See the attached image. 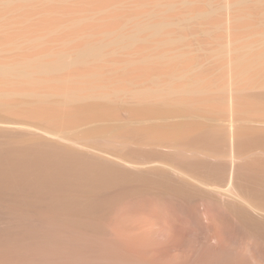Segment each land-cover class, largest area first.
<instances>
[{
	"label": "rangeland",
	"instance_id": "374dc122",
	"mask_svg": "<svg viewBox=\"0 0 264 264\" xmlns=\"http://www.w3.org/2000/svg\"><path fill=\"white\" fill-rule=\"evenodd\" d=\"M263 59L264 0H0V148L144 175L107 184L72 228L40 202L28 242L1 212L0 239L17 241H0V264H264L262 239L229 211L264 221L248 186L264 183Z\"/></svg>",
	"mask_w": 264,
	"mask_h": 264
},
{
	"label": "bare ground",
	"instance_id": "6f19581e",
	"mask_svg": "<svg viewBox=\"0 0 264 264\" xmlns=\"http://www.w3.org/2000/svg\"><path fill=\"white\" fill-rule=\"evenodd\" d=\"M251 52L253 53V50ZM257 52L258 53L256 55L259 54V51H257ZM245 55L246 54H244V56ZM248 56H249V54H248ZM251 56H252V54H251ZM251 56H250V58H251ZM261 56H262V54H261ZM261 56H259V58H258L259 60H260ZM246 58L248 59L249 57H246ZM239 60H240V62L245 63L247 66V61L243 62V60H241L240 57H239ZM255 60H256V58H255ZM255 60L253 58L250 59L249 64H253L252 62L257 63L259 61V60L258 61H255ZM248 61H249V59H248ZM261 61L262 60H260V62ZM237 62L238 61H236V64H237ZM260 62H259V64H260ZM61 64H58V65L60 66ZM238 64H241V63L238 62ZM25 65H27V63H25ZM37 65H38L37 69L42 68V70L45 71V66H40L39 64H37ZM47 65H46V67H47ZM53 65H54V63H53ZM55 65H57V63ZM8 66H10V65H8ZM11 66H13V65H11ZM14 66H16V65H14ZM21 66H23V69H21ZM21 66L19 67L21 70H18L17 74L19 75V73H20V75H23V74L26 75L27 69H29V67L28 66L24 67V64ZM50 66L51 65H49L48 68H52V69L54 68V67H50ZM33 67H36V65H34ZM239 67H240V65H239ZM1 68H0V70H1ZM8 68H5L6 73H7ZM55 68H58V71H59L60 67H55ZM241 69H242V67H241ZM11 70L9 69L8 71L13 72V70L12 71ZM42 70L40 71V74L42 73ZM37 71H39V70H37ZM37 71H36V74L39 73ZM2 72H4V71L2 70ZM10 72L8 73V77L10 75ZM17 74H16V76H17ZM33 74L32 75L30 74V76L33 77ZM36 74H34V77H37V76H35ZM5 75H7V74H5ZM14 75H15V72H14ZM25 75H23V76H25ZM41 75H44V74H41ZM52 76L55 77V75H52ZM26 77H29L28 74ZM26 77H24L23 79H25ZM54 77H53V79H54ZM40 78H42V77H40ZM15 80H17V79H15ZM8 81H9V79L6 80V83H8ZM11 81H13V80H11ZM20 82L22 83L25 81L21 80ZM20 82H19V84H20ZM34 82L36 84V81H34ZM38 83H39V79H38ZM15 84H18V83L16 82ZM28 84L26 83V85H28ZM10 85H11V83H10ZM38 85H40V84H38ZM43 85H44V83H43ZM50 86H51V84H50ZM27 88H28V86H27ZM32 88L33 87L31 86V89ZM35 88L36 87H34L33 89H35ZM50 88L52 89V86ZM22 89H24L23 86H22ZM29 90H28V92H29ZM2 92H4V95H6L5 91H2ZM0 94H1V91H0ZM1 95L4 96L3 94H1ZM40 100H42V99L40 98ZM79 111H78V113H79ZM74 113H77V112L75 111ZM209 138H211V137H209ZM212 138H213V136H212ZM129 176L144 178V175H136V174L128 173V172L123 171L119 168L99 163V162L95 161L94 159L87 158V157H85L79 153H76L74 151L64 149V148H54L53 149V147H47V148L31 147V149H26L24 147L22 148V147H16V146H9V147H5V148H0V201H4L3 202L4 204H2V203L0 204V213L2 212V214L4 213L3 215L6 214V216L9 215L11 217V219H13V221L16 222L17 226L19 225L18 226L19 228L18 227L17 228L21 229L22 232L20 230L19 231L21 232L22 236L16 235L17 238L18 237L24 238V236H23L24 233L26 235L28 234L27 237L29 236L31 239L33 236H35V235H33L34 231L32 232L33 228L31 229L30 227H28L27 222H29V221L31 222L30 218L34 217V215L36 214L34 212V209H36L39 206L40 202H45L50 208L59 209L60 211L65 213L66 218H65V221L62 222V224L65 223L64 226H67V227L71 226L70 228H72L74 226L72 224H74V223L70 220L68 215H71L73 212L75 214V212H80V211H94L97 207L102 205V203L105 201V199L103 198V195L101 194L103 189L105 188V186L111 182L122 181L123 178L126 179ZM248 186L250 187L251 191H253L254 193H256V194H258L264 198V183H260L256 180H254V181L249 182ZM79 190L86 191L87 196L85 197L83 195H78L77 191H79ZM179 193H181L182 197L190 198V195L187 194L184 190H180ZM26 209H31L33 211H31L32 213H29L26 211ZM231 209L232 210H229V209L228 210L231 213L233 212L234 215L236 214L237 220H238L237 223L240 225L239 227L241 229H243L244 233L250 234L251 236L259 237L260 239H262L263 245H264V221H260V220L256 219L255 217L248 215V214H246V213H244L238 209H235V208H231ZM218 214L215 213V215H211L209 220H211L214 223V224H212L213 230H214L212 232L214 234L213 233L212 234H213L214 238H216L220 242L225 237V234L229 230V228H227V230L225 229L226 227H224V226L227 223H226V221H224L225 219L223 217H221V214L220 215H218ZM11 219L8 218V221L9 220L11 221ZM11 223H12V221H11ZM224 223H225V225H224ZM13 224L14 223H12V225ZM210 225H211V223H210ZM31 226H32V224H31ZM7 228H8V226H7ZM5 229H6V227H5ZM9 229H11V224H9ZM225 230H226V232H225ZM3 232L2 233L0 232V237L3 234ZM12 232H13V230L11 229V232H10L11 237L13 236ZM10 233L7 232L5 237H7V235L9 237ZM14 234H15V232H14ZM8 237L5 239L10 240L11 238L8 239ZM14 237H12V238H14ZM27 237H25V238H27ZM17 238H14L15 240L14 239L13 240L17 241L16 240ZM36 238H38V237L36 236ZM39 238H38V240H39ZM2 239L3 240L0 239V241H7V240H4V238H2ZM28 240L30 241V239H28ZM41 241H42V239L40 240V242ZM10 242H11V240H10ZM27 242H25V243H27ZM37 242H39V241H37Z\"/></svg>",
	"mask_w": 264,
	"mask_h": 264
}]
</instances>
